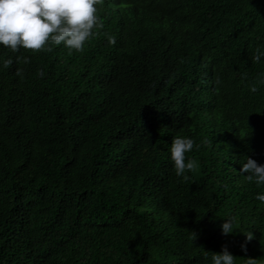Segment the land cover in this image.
I'll return each mask as SVG.
<instances>
[{"label": "trees", "instance_id": "obj_1", "mask_svg": "<svg viewBox=\"0 0 264 264\" xmlns=\"http://www.w3.org/2000/svg\"><path fill=\"white\" fill-rule=\"evenodd\" d=\"M97 7L81 50L0 45V264H264V0Z\"/></svg>", "mask_w": 264, "mask_h": 264}, {"label": "clouds", "instance_id": "obj_2", "mask_svg": "<svg viewBox=\"0 0 264 264\" xmlns=\"http://www.w3.org/2000/svg\"><path fill=\"white\" fill-rule=\"evenodd\" d=\"M99 3L100 0H0V45L13 52L21 48L50 50L53 45L60 44L69 50H81L95 35V30L102 27L97 14ZM108 39L110 43L115 42L112 36ZM262 57L264 50L258 49L254 59L259 62ZM23 60L27 63L29 57L24 56ZM11 63L10 57L2 59L4 67ZM194 146L199 147L189 136L173 138L170 153L177 176L196 167L194 160H186V153ZM240 172L247 174V180L254 181L257 186L264 185V164L257 163L252 157L247 156ZM256 199L264 202V193H256ZM234 223V217L224 219L220 225L222 233H233ZM245 234L251 239L252 233ZM234 257L224 247L219 253L212 252L210 264H235ZM248 264H255V259L249 258Z\"/></svg>", "mask_w": 264, "mask_h": 264}]
</instances>
